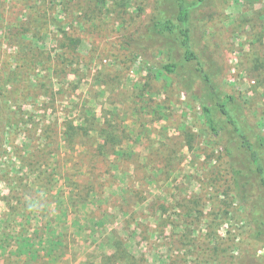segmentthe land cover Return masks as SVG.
<instances>
[{
	"label": "rangeland",
	"instance_id": "obj_1",
	"mask_svg": "<svg viewBox=\"0 0 264 264\" xmlns=\"http://www.w3.org/2000/svg\"><path fill=\"white\" fill-rule=\"evenodd\" d=\"M152 2L0 0V264H264L202 81L159 71ZM200 12L197 50L264 135V0Z\"/></svg>",
	"mask_w": 264,
	"mask_h": 264
},
{
	"label": "trees",
	"instance_id": "obj_2",
	"mask_svg": "<svg viewBox=\"0 0 264 264\" xmlns=\"http://www.w3.org/2000/svg\"><path fill=\"white\" fill-rule=\"evenodd\" d=\"M212 6L213 0H153L145 26L149 36L159 41V51H165L167 56L159 71L167 75L175 73L177 77L182 72L183 86L188 92L197 79L202 81L205 88L202 115L212 134L221 140L240 199L252 202L251 236L264 241V198L256 200L250 194L253 185L264 192V135L251 137L244 121L243 102L215 81L221 66L211 59L209 48L202 46V52L197 50L200 47L195 38L198 14Z\"/></svg>",
	"mask_w": 264,
	"mask_h": 264
}]
</instances>
